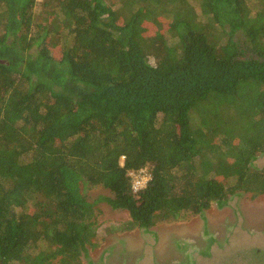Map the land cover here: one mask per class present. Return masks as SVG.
<instances>
[{
    "label": "trees",
    "instance_id": "16d2710c",
    "mask_svg": "<svg viewBox=\"0 0 264 264\" xmlns=\"http://www.w3.org/2000/svg\"><path fill=\"white\" fill-rule=\"evenodd\" d=\"M38 1L0 0V264H80L100 201L148 230L264 195V0Z\"/></svg>",
    "mask_w": 264,
    "mask_h": 264
},
{
    "label": "rangeland",
    "instance_id": "374dc122",
    "mask_svg": "<svg viewBox=\"0 0 264 264\" xmlns=\"http://www.w3.org/2000/svg\"><path fill=\"white\" fill-rule=\"evenodd\" d=\"M252 168H264V153ZM87 197L92 202L111 194L95 188ZM95 209L94 243L86 245L80 264H264V195L237 194L221 207L148 230L132 226L126 211L103 201Z\"/></svg>",
    "mask_w": 264,
    "mask_h": 264
},
{
    "label": "built area",
    "instance_id": "2783aa9c",
    "mask_svg": "<svg viewBox=\"0 0 264 264\" xmlns=\"http://www.w3.org/2000/svg\"><path fill=\"white\" fill-rule=\"evenodd\" d=\"M131 179V188L134 193L145 188L147 182L150 180V173L147 169L143 168L138 171L129 172Z\"/></svg>",
    "mask_w": 264,
    "mask_h": 264
}]
</instances>
